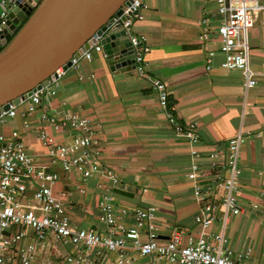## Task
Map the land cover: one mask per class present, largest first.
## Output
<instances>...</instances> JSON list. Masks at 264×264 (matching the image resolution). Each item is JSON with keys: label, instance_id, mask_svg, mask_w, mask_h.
Segmentation results:
<instances>
[{"label": "crops", "instance_id": "0c3cea01", "mask_svg": "<svg viewBox=\"0 0 264 264\" xmlns=\"http://www.w3.org/2000/svg\"><path fill=\"white\" fill-rule=\"evenodd\" d=\"M143 3V19L134 22L132 32L143 37L149 46L145 55L146 77L139 76L135 69L112 71L103 51H92L90 59H81L77 70L66 71L52 108L58 115L77 113L92 121L101 141L103 160L131 187L128 192L116 191L117 206H155L160 238L168 237L175 227L182 229L185 236L194 235L198 230L194 215L199 205L185 177L192 161L191 145L176 135L168 122L151 79L166 83L168 107L176 122L183 127L196 124L201 163L209 162V151L221 153L223 143L237 131L251 132L241 143L239 158L242 198H253L264 191V14L254 13L248 30L250 65L256 72L257 83L246 89L240 70L220 66L219 52L212 59L210 70H206L204 52L197 39L198 20L208 13L211 26L222 21L216 12V0H143ZM218 44L215 38L209 47L217 50ZM24 110L20 106L15 117L0 123L8 122L11 127L0 133L20 130L28 151L40 155L45 148L23 126L24 120L38 125V113L25 117ZM55 170L60 173L56 193L63 199L71 220L81 227L103 230L98 219L95 181H90L86 191L79 193L75 190L78 180L75 174L68 177L58 166ZM142 187L147 191L142 193ZM226 234L234 251L251 248L250 264L263 263L264 216L257 210L248 209L232 216ZM66 252L60 243L54 247L45 244L36 255L59 262ZM114 256L106 254L101 264H113ZM137 263L157 264V261L155 256H147L138 257ZM158 264L178 263L160 260Z\"/></svg>", "mask_w": 264, "mask_h": 264}, {"label": "built area", "instance_id": "2783aa9c", "mask_svg": "<svg viewBox=\"0 0 264 264\" xmlns=\"http://www.w3.org/2000/svg\"><path fill=\"white\" fill-rule=\"evenodd\" d=\"M15 1L0 0V26ZM216 5V12L222 16L219 24L211 26L208 13L198 20L197 39L204 52L206 70H210L212 59L219 52L220 66L240 70L244 87L249 89L257 81L250 65L248 30L254 13L264 14V0H216ZM143 7V0H127L120 8L121 13L112 15L111 24L121 23L129 32L135 70L139 76L146 77L145 55L149 46L143 37L132 32L134 22L143 19ZM93 37L94 43L70 58L67 70H77L81 59H90L92 51L102 50L100 36ZM215 38L219 41L217 50L209 47ZM67 70L59 66L54 71L55 79L32 91L20 103L10 102L8 110L0 108V123L15 117L20 106H24L25 117L38 113V125L24 120L23 126L45 148L40 155H33L20 130L0 133V264H101L108 253L115 255L113 264H138V257L147 256H155L157 264L160 260L178 264H250L251 248L234 251L229 246L226 225L232 216L248 209L264 216V191L253 198H242L240 146L251 132L237 131L223 143L221 153L209 151V162L201 163L196 147L200 140L196 124L183 127L177 123L168 107L166 83L151 79V87L159 105L166 110L168 122L176 135L191 145L192 161L185 177L199 205L194 215L196 234L185 236L182 229L175 227L168 237L160 238L155 206L115 204L116 191L128 192L131 187L103 160L101 141L92 121L77 113L53 112L52 104ZM255 136L259 137L260 133ZM55 166L68 177L72 174L78 177L75 190L79 193H84L87 184L95 181L98 219L103 230L81 227L71 220L63 199L56 193L60 173ZM141 191L146 192L147 188L142 187ZM12 227L14 231L10 230ZM56 243L67 249L59 262L37 257L38 248L45 244L54 247Z\"/></svg>", "mask_w": 264, "mask_h": 264}, {"label": "water", "instance_id": "95a60500", "mask_svg": "<svg viewBox=\"0 0 264 264\" xmlns=\"http://www.w3.org/2000/svg\"><path fill=\"white\" fill-rule=\"evenodd\" d=\"M127 0H16L0 26V108L25 100L59 66L99 44L112 71L135 69L134 48L121 23L111 24ZM114 42V43H113Z\"/></svg>", "mask_w": 264, "mask_h": 264}, {"label": "rangeland", "instance_id": "374dc122", "mask_svg": "<svg viewBox=\"0 0 264 264\" xmlns=\"http://www.w3.org/2000/svg\"><path fill=\"white\" fill-rule=\"evenodd\" d=\"M10 124L8 123V122H6V124L5 125H0V131H9L10 130ZM89 185V184H88Z\"/></svg>", "mask_w": 264, "mask_h": 264}]
</instances>
